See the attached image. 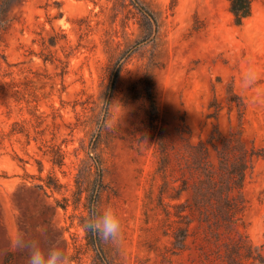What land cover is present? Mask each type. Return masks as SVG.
<instances>
[{"label":"rangeland","instance_id":"obj_1","mask_svg":"<svg viewBox=\"0 0 264 264\" xmlns=\"http://www.w3.org/2000/svg\"><path fill=\"white\" fill-rule=\"evenodd\" d=\"M250 62L264 72V0L240 23L229 0H0V264H27L18 229L71 264H264ZM97 158V204L123 216L103 254L80 228Z\"/></svg>","mask_w":264,"mask_h":264},{"label":"clouds","instance_id":"obj_2","mask_svg":"<svg viewBox=\"0 0 264 264\" xmlns=\"http://www.w3.org/2000/svg\"><path fill=\"white\" fill-rule=\"evenodd\" d=\"M262 78L264 72L258 65L250 62L242 70L238 86L243 92L264 98V85L260 84ZM105 105L111 107L112 103L105 101ZM105 127L111 128V124H106ZM122 221L119 208L112 204H94L80 228L82 232L93 234L104 243L117 245L123 239ZM12 244L18 252L26 255L27 264H71V257L62 246L60 237L51 239L46 232L33 237L27 231L18 229Z\"/></svg>","mask_w":264,"mask_h":264},{"label":"trees","instance_id":"obj_3","mask_svg":"<svg viewBox=\"0 0 264 264\" xmlns=\"http://www.w3.org/2000/svg\"><path fill=\"white\" fill-rule=\"evenodd\" d=\"M251 1L252 0H229V8L234 15V20L236 23H240L244 17H246L250 14ZM141 8H144V7L141 6ZM115 83H116V74L114 75V78H113L111 85L108 89L107 99H109L110 96L112 95L113 90L115 88ZM88 155H89V151H88ZM94 162H95V165L97 168V175L95 176V180H94V190H93L92 201H91L92 205L98 203V194H99L100 186L102 183L100 159L97 158V159H95ZM239 172H240L239 174H240V178H241L243 168L242 169L240 168ZM45 186L52 189V188H54L53 187L54 183H51L50 181H45ZM86 236H87L89 244L97 252H99L100 254H103V251H102L101 246H100V239H98L96 236H94L93 234H90V233L86 234ZM106 264H110L109 261H106Z\"/></svg>","mask_w":264,"mask_h":264}]
</instances>
